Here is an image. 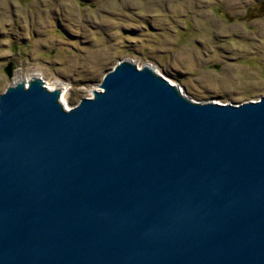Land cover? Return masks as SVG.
I'll list each match as a JSON object with an SVG mask.
<instances>
[{"label": "water", "instance_id": "95a60500", "mask_svg": "<svg viewBox=\"0 0 264 264\" xmlns=\"http://www.w3.org/2000/svg\"><path fill=\"white\" fill-rule=\"evenodd\" d=\"M100 87L0 94V264H264V95L194 101L126 58Z\"/></svg>", "mask_w": 264, "mask_h": 264}, {"label": "rangeland", "instance_id": "374dc122", "mask_svg": "<svg viewBox=\"0 0 264 264\" xmlns=\"http://www.w3.org/2000/svg\"><path fill=\"white\" fill-rule=\"evenodd\" d=\"M124 58L194 101L259 100L264 0H0V94L33 75L57 79L71 108Z\"/></svg>", "mask_w": 264, "mask_h": 264}, {"label": "bare ground", "instance_id": "6f19581e", "mask_svg": "<svg viewBox=\"0 0 264 264\" xmlns=\"http://www.w3.org/2000/svg\"><path fill=\"white\" fill-rule=\"evenodd\" d=\"M45 6V5H44ZM43 7V6H42ZM171 21V20H170ZM123 34V33H122ZM9 36V35H8ZM36 39V38H35ZM7 41V40H6ZM256 47V46H255ZM245 58V57H244ZM38 59V58H37ZM34 63V62H33ZM26 69V68H25ZM33 71V70H32ZM48 79V78H47ZM28 81V80H26ZM173 83V82H172ZM59 84H63V82L57 80V79H54L52 82L51 81H48L47 82V87L50 89V90H53L55 89L56 87L59 86ZM67 93H68V87L65 85L62 86V94H61V101L63 102L64 106L69 109V103H68V100H67Z\"/></svg>", "mask_w": 264, "mask_h": 264}]
</instances>
